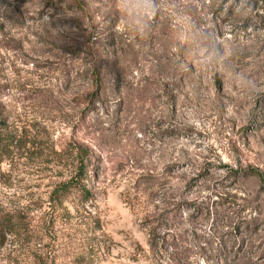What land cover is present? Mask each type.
I'll list each match as a JSON object with an SVG mask.
<instances>
[{
  "label": "rangeland",
  "instance_id": "rangeland-1",
  "mask_svg": "<svg viewBox=\"0 0 264 264\" xmlns=\"http://www.w3.org/2000/svg\"><path fill=\"white\" fill-rule=\"evenodd\" d=\"M2 122L37 145L0 160L31 239L0 264H264V0H156L143 38L115 0H0Z\"/></svg>",
  "mask_w": 264,
  "mask_h": 264
},
{
  "label": "trees",
  "instance_id": "trees-1",
  "mask_svg": "<svg viewBox=\"0 0 264 264\" xmlns=\"http://www.w3.org/2000/svg\"><path fill=\"white\" fill-rule=\"evenodd\" d=\"M33 145H37L35 140L22 136V134L18 132V128L16 126H11L9 128L4 122L0 124V160L5 155H11L13 153L18 154V152L21 156L23 154L25 157L29 156L27 154L31 155V153L34 152L33 149L35 146L34 148H30L33 147ZM75 152L77 158L74 163L73 171H71L66 179L58 181L49 193V197H55L58 203H61L63 197L71 190L78 191L83 199L88 198L87 195L89 194V189L86 185L87 166L84 162L87 152L82 147H76ZM80 214H82V216L86 219L94 216L90 209H84V212ZM23 218L24 217L21 215L20 208L0 209V246L6 245L7 243L15 245L21 240V238L26 242L31 240L26 239L28 238L26 237V234H28L29 228ZM92 220L94 221V219ZM19 246L21 245L19 244ZM37 246L41 245L39 244ZM42 261L43 260H41L39 264H44Z\"/></svg>",
  "mask_w": 264,
  "mask_h": 264
},
{
  "label": "clouds",
  "instance_id": "clouds-1",
  "mask_svg": "<svg viewBox=\"0 0 264 264\" xmlns=\"http://www.w3.org/2000/svg\"><path fill=\"white\" fill-rule=\"evenodd\" d=\"M115 9L124 29L143 38L154 18L156 0H115ZM197 54L202 62H210L216 56L215 50L207 46L200 47Z\"/></svg>",
  "mask_w": 264,
  "mask_h": 264
}]
</instances>
